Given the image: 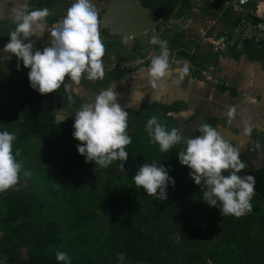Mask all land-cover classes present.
I'll return each instance as SVG.
<instances>
[{
	"label": "trees",
	"instance_id": "obj_1",
	"mask_svg": "<svg viewBox=\"0 0 264 264\" xmlns=\"http://www.w3.org/2000/svg\"><path fill=\"white\" fill-rule=\"evenodd\" d=\"M139 1L166 23L189 18L193 7L192 0ZM221 21L233 25L236 17L226 9ZM100 31L105 56L113 42L104 39L106 28ZM160 35L176 58L197 65L198 71L206 67L211 51L192 52L188 42L193 41L184 39L183 30L165 27ZM137 49L133 44L126 54L117 51V62L129 59ZM241 50L264 62V43L244 42ZM107 73L118 79L126 72ZM18 75L14 86L0 80V131L15 134L13 153L19 151L15 159L21 164L16 185L0 192L4 264H63L56 260L57 252H64L70 264H264V169H253L246 154L238 155L245 164L240 174L255 178L251 211L240 217L220 215L201 199L200 187L189 177L187 166L179 163L177 153L183 144L162 153L145 129L147 120L156 116L166 129L178 130L169 115L177 104L125 108L131 138L125 146L128 159L124 167L116 160L100 168L84 162L76 150L80 142L71 135L73 117L84 102L71 97L64 86L75 82L65 76L58 89L41 94L26 85L27 72ZM58 113L64 119L55 122ZM205 123L214 127L213 120ZM152 161L171 166L169 176L175 184L166 189L167 200H155L132 180L141 164ZM121 253L123 261L118 259Z\"/></svg>",
	"mask_w": 264,
	"mask_h": 264
},
{
	"label": "clouds",
	"instance_id": "obj_2",
	"mask_svg": "<svg viewBox=\"0 0 264 264\" xmlns=\"http://www.w3.org/2000/svg\"><path fill=\"white\" fill-rule=\"evenodd\" d=\"M27 8L24 0H20L13 9L11 22L15 27L8 33L9 40L2 47L15 55L17 70L21 61L28 69L31 88L45 94L58 89L65 76L75 83L79 82L82 73L91 79L103 77L101 57L104 48L99 39L97 11L91 0H73L62 21L52 29H46L47 8ZM45 30L50 37L48 46L34 49L29 38L33 35L39 37ZM149 43L158 44L161 49L160 54L152 58L148 74L149 79L156 82L154 86L162 92L165 87L162 78L168 71L167 41L154 35ZM178 71L186 73L187 65ZM64 87L67 91L68 85ZM118 95L114 87L101 90L92 102L82 104L73 117L71 135L80 142L76 150L84 157L85 163L107 168L119 160L120 166L124 167L128 159L125 146L130 144L131 138L126 132L127 112L118 103ZM145 129L162 153L183 141V151L177 153L178 161L187 166L189 177L200 187L201 199L209 207H216L223 216L240 217L251 211L255 178L240 174L245 164L239 159L236 148L216 128L205 123L197 130L199 135L187 137L176 128L166 129L156 116H151ZM244 131L247 132L248 128ZM15 139L14 133L0 131V192L18 181L21 164L15 159L19 151L13 153ZM170 167L156 161L143 163L132 175V180L155 200H167L166 189L175 184L173 177L169 176ZM55 258L63 264H70L64 252H57ZM118 259L123 261L122 253ZM0 264L4 261L0 260Z\"/></svg>",
	"mask_w": 264,
	"mask_h": 264
},
{
	"label": "crops",
	"instance_id": "obj_3",
	"mask_svg": "<svg viewBox=\"0 0 264 264\" xmlns=\"http://www.w3.org/2000/svg\"><path fill=\"white\" fill-rule=\"evenodd\" d=\"M105 1L91 0L97 15L100 12L102 14ZM19 2L20 0H0V80L5 81L8 86H14L13 81L20 80L21 76L18 74L28 72L22 61L17 70L15 55L2 47L9 40L8 33L14 30L11 17ZM24 2L28 5L26 10L47 8L52 18L46 17V29H52L62 21L73 0ZM192 4L193 11L207 8L212 10L213 15L214 8L219 9L218 5L210 4L209 0H202L200 4H194L192 0ZM248 8H258L264 16V0H251ZM244 17L251 19L247 14ZM49 38L48 31L45 30L39 37L33 35L29 39L32 40L34 49H42L48 46ZM209 50L211 57L205 66L214 67L215 76L224 84L206 82L197 74L199 67L191 63L195 69L187 66L186 73L178 71L182 67H168L162 78L165 87L161 92L158 86H154L156 82L149 79L150 65L146 62L118 79H111L105 73L102 78L84 80L85 77H80L81 81L78 83L65 84L68 85L70 96L80 98L84 103L92 102L101 90L114 87V91L119 93L117 101L124 109H137L141 104L151 102L177 104L178 109L169 112V115L177 122L178 132L182 136H195L203 123L213 120L214 128L236 148L238 154L247 155L253 169H264V62L233 47L218 53L211 48ZM157 52L149 53L157 55ZM139 56L144 57L143 54ZM98 82H102V85ZM26 85H29L28 79ZM229 112L232 113L231 116L228 115ZM246 127L247 132L244 131Z\"/></svg>",
	"mask_w": 264,
	"mask_h": 264
},
{
	"label": "built area",
	"instance_id": "obj_4",
	"mask_svg": "<svg viewBox=\"0 0 264 264\" xmlns=\"http://www.w3.org/2000/svg\"><path fill=\"white\" fill-rule=\"evenodd\" d=\"M208 1V0H207ZM251 0H209L210 4L218 5L213 19L205 29H200L198 33L199 45L207 43L204 37L207 33H211L212 39L209 40L212 44V51L215 53L225 52L229 48L241 49L244 42H250L254 45L264 43V16L261 15L258 8L249 9ZM202 0H194V4H200ZM230 9L236 22L233 25H222L221 17L224 10ZM249 15L251 19H246L244 15ZM187 20L191 23L192 17L181 19H170L167 23H161L157 26V30L161 33L165 27H169V23L178 24L180 20ZM220 25L221 28L217 32L213 29L214 26ZM153 55L141 57L137 55L134 58L114 62L111 66L102 67L103 74L108 71L124 70L126 73L132 72L140 64L152 60ZM171 61H174L173 59ZM83 74V73H82ZM81 74V77H82ZM199 75L209 83L224 84L214 74V67L207 66L199 71Z\"/></svg>",
	"mask_w": 264,
	"mask_h": 264
},
{
	"label": "rangeland",
	"instance_id": "obj_5",
	"mask_svg": "<svg viewBox=\"0 0 264 264\" xmlns=\"http://www.w3.org/2000/svg\"><path fill=\"white\" fill-rule=\"evenodd\" d=\"M203 1H205V0H203ZM208 10H204L202 8L200 10H198V12L192 10V12L190 14V18L192 17V21L190 24H188L187 20H185V19L180 20L178 24L169 23L168 28L171 31L183 30L184 31V39H188L189 41H193V42H188V47L191 49L192 52L202 51L205 49L209 50L210 48L212 49V44L209 41L212 39L211 33H207L205 35L204 40L207 43H204V45H202V46L199 45L200 38L198 37L199 30L205 29L209 25L210 21L213 19L212 10L211 11L210 10L208 11ZM220 28H221L220 25L213 27V29L217 32L220 30ZM100 29L101 28L98 24L99 39L103 37V36L101 37L102 33H101ZM103 34H105L104 39L107 38V40H109L110 43H111V41L113 42L112 46H111L112 48L110 49V51H108L107 55L101 57L102 67L106 68L108 66H111L114 62H117V55H116L117 51H120V52L123 51L124 54H126L128 52V50L125 47H123L121 44H120V46H117L116 45L117 39L114 38L113 36H110L108 34V31H107V33L104 31ZM154 35L159 37L160 39H163V38H161L162 35H160V33L158 32L157 29L155 32H148V33H144V34H141V35L135 37L133 44H136L138 49L134 54H132L130 59L134 58L140 54H143L144 56H148L150 54L149 52L155 53V51H158L157 55L160 54V51H161L160 46L158 44L154 45V44L149 43L150 38ZM119 47H121V49H118ZM167 49H168V55H169L168 67H182L183 68L185 65H187V66H189V68L195 69V66L193 64L188 63L184 58H176L174 56L175 52L171 51V49L169 47H167ZM110 52H112V53H110ZM138 52H140V54H138ZM172 59L174 61H171ZM197 74H199V71ZM82 77H85L84 80L91 79L87 76L86 73H83ZM18 82H19L18 80L17 81L14 80L13 84L14 85L18 84ZM45 214L48 215L49 210H45ZM126 264H146V263H126Z\"/></svg>",
	"mask_w": 264,
	"mask_h": 264
},
{
	"label": "water",
	"instance_id": "obj_6",
	"mask_svg": "<svg viewBox=\"0 0 264 264\" xmlns=\"http://www.w3.org/2000/svg\"><path fill=\"white\" fill-rule=\"evenodd\" d=\"M164 22L139 0H106L99 26L106 28L110 36H117L120 44L130 51L135 37L155 32L157 26ZM63 119L62 114L55 115V122Z\"/></svg>",
	"mask_w": 264,
	"mask_h": 264
}]
</instances>
